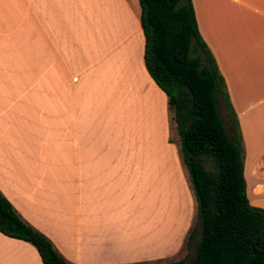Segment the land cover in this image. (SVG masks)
Segmentation results:
<instances>
[{
	"label": "crops",
	"instance_id": "crops-1",
	"mask_svg": "<svg viewBox=\"0 0 264 264\" xmlns=\"http://www.w3.org/2000/svg\"><path fill=\"white\" fill-rule=\"evenodd\" d=\"M192 1L238 116L248 198L264 207V0ZM141 12L140 0H0V191L71 264L159 260L163 204L184 183ZM0 264L43 261L0 232Z\"/></svg>",
	"mask_w": 264,
	"mask_h": 264
},
{
	"label": "trees",
	"instance_id": "trees-1",
	"mask_svg": "<svg viewBox=\"0 0 264 264\" xmlns=\"http://www.w3.org/2000/svg\"><path fill=\"white\" fill-rule=\"evenodd\" d=\"M140 4L145 65L167 94L197 199L201 234L189 264H264V207L248 198L238 116L193 1ZM0 232L32 243L43 264H71L1 191Z\"/></svg>",
	"mask_w": 264,
	"mask_h": 264
},
{
	"label": "rangeland",
	"instance_id": "rangeland-1",
	"mask_svg": "<svg viewBox=\"0 0 264 264\" xmlns=\"http://www.w3.org/2000/svg\"><path fill=\"white\" fill-rule=\"evenodd\" d=\"M172 139H174L175 145H177V154L179 156V168L177 167L176 171L184 183L182 185L178 184L176 187V194L173 197L174 201L171 199L170 203L165 202L163 204L165 212L162 217L163 219L161 218V223H163L165 229H161V241L165 240L167 242L165 246L161 248V257L159 260H155L152 263L142 262L138 264H189L195 256L196 243L200 239L201 223L198 215L197 199L190 173L182 159L179 146V135L175 127L173 129ZM169 152L167 144L161 142V157L163 156V161L165 163L171 162V154ZM175 164L177 165V163ZM170 190H172V188H170ZM165 198H167L165 200L169 201L168 196H165ZM189 220L190 222L188 223ZM174 227L175 233L173 230ZM164 230H166V233L168 230H170V232L164 236L166 234H163ZM164 250L165 253H162Z\"/></svg>",
	"mask_w": 264,
	"mask_h": 264
}]
</instances>
